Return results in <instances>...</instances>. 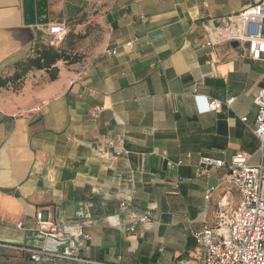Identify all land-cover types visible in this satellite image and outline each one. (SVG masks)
Instances as JSON below:
<instances>
[{"label":"crops","instance_id":"0c3cea01","mask_svg":"<svg viewBox=\"0 0 264 264\" xmlns=\"http://www.w3.org/2000/svg\"><path fill=\"white\" fill-rule=\"evenodd\" d=\"M259 1L34 0L29 24L25 0H0V264H203L194 234L239 195L227 168L204 171L200 160L263 162L253 128L264 88V63L233 42L205 47L204 23ZM58 23L68 26L59 48L81 59L57 62L55 80L23 71ZM194 93L222 110L200 113ZM122 134L129 154L116 158L107 141ZM147 210L152 225L131 233L130 215ZM39 214L81 229L45 239ZM78 243L76 259L35 262L26 251Z\"/></svg>","mask_w":264,"mask_h":264},{"label":"built area","instance_id":"2783aa9c","mask_svg":"<svg viewBox=\"0 0 264 264\" xmlns=\"http://www.w3.org/2000/svg\"><path fill=\"white\" fill-rule=\"evenodd\" d=\"M204 28L210 37L205 47H211L221 43L238 42L244 48L245 55L253 61L264 63V0L248 7L238 13L222 19H209L204 23ZM51 38L48 45H60L68 34L66 23L52 24L48 28ZM32 54L34 53L32 49ZM116 54V51H109ZM200 113L222 110L224 103L219 100L210 101L207 97L194 93ZM234 99L226 102L232 105ZM257 106V116L253 133L260 141V152L263 162L259 165L249 163L250 156L244 152H237L230 164L219 159L203 157L199 168L206 171L209 168H227L225 182L232 186L239 195L236 204L229 202L224 196L217 212L216 223L196 232L194 238L203 251V264H264V88L257 91L254 97ZM41 106L34 109L40 111ZM21 116L24 113H20ZM248 121L246 117L242 119ZM124 134L116 140L107 141V147L112 151V156L123 158L129 154L125 147ZM107 155V151L103 152ZM173 166L172 162H168ZM215 188L208 187L205 190V199L209 200ZM134 201V192L129 191L120 203L122 211H126ZM39 222V235L45 239H59L64 241L62 230L78 231L81 226L59 225L45 221L42 215L37 216ZM129 231L134 233L138 227H150L152 211L147 210L143 214H131ZM19 227L23 223L18 224ZM80 243L66 245L61 254L56 251L42 249H26L30 259L41 262L46 257H62L76 259L77 249Z\"/></svg>","mask_w":264,"mask_h":264},{"label":"trees","instance_id":"16d2710c","mask_svg":"<svg viewBox=\"0 0 264 264\" xmlns=\"http://www.w3.org/2000/svg\"><path fill=\"white\" fill-rule=\"evenodd\" d=\"M60 45L51 46L41 42L36 43L33 47L34 55H31L22 65L23 71L28 72L33 69L46 70L51 80H55L58 76L57 62L63 60L67 63H75L81 59L78 55L73 56L60 49Z\"/></svg>","mask_w":264,"mask_h":264},{"label":"water","instance_id":"95a60500","mask_svg":"<svg viewBox=\"0 0 264 264\" xmlns=\"http://www.w3.org/2000/svg\"><path fill=\"white\" fill-rule=\"evenodd\" d=\"M26 6V15H27V23L34 24L35 23V3L34 0H25ZM239 45L238 42H233L232 46L237 47Z\"/></svg>","mask_w":264,"mask_h":264},{"label":"rangeland","instance_id":"374dc122","mask_svg":"<svg viewBox=\"0 0 264 264\" xmlns=\"http://www.w3.org/2000/svg\"><path fill=\"white\" fill-rule=\"evenodd\" d=\"M234 195H236V198H238L237 194L235 192H232Z\"/></svg>","mask_w":264,"mask_h":264}]
</instances>
